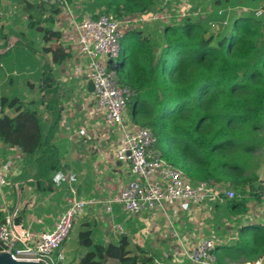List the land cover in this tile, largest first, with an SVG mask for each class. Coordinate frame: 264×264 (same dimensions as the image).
Here are the masks:
<instances>
[{
	"label": "crops",
	"instance_id": "0c3cea01",
	"mask_svg": "<svg viewBox=\"0 0 264 264\" xmlns=\"http://www.w3.org/2000/svg\"><path fill=\"white\" fill-rule=\"evenodd\" d=\"M90 1L70 0L72 15L78 20L91 17L92 13L83 11ZM31 2L44 10L42 19L59 8L56 0ZM168 3L175 6L172 8L179 18H184L192 16L191 8L197 1ZM201 8L196 6L197 10ZM21 12L17 24L16 15ZM232 14L226 16L230 28ZM28 23L29 14L17 0H0V100L19 99L36 110L44 139L49 140L47 154L58 164L52 170L45 161L46 167H42L40 153L25 154L17 146L0 141V170L6 179L0 192L2 206L8 212L16 211L22 225L36 234L51 230L73 199H88L92 202L74 221L77 232L89 227L94 239L104 244L126 235L132 243L153 253L155 264H192L185 249L191 250L205 236L214 239L213 252L219 263H264V191L258 199L253 192L244 206L226 204L234 198L208 200L198 206L184 202L167 214L153 209L129 215L113 201L136 175L129 165L115 158L118 131L108 129L100 117L92 115L93 91H89L88 81L73 72L79 62L74 25L61 10L52 24L58 36H46L45 20L35 28ZM163 24L150 21L134 27H142L152 41L161 43ZM56 48L65 54L59 58L60 53H56L57 61L53 56ZM152 51L157 54L160 48L154 46ZM3 114L13 116L15 110L0 106V116ZM106 264L117 261L108 259Z\"/></svg>",
	"mask_w": 264,
	"mask_h": 264
},
{
	"label": "trees",
	"instance_id": "16d2710c",
	"mask_svg": "<svg viewBox=\"0 0 264 264\" xmlns=\"http://www.w3.org/2000/svg\"><path fill=\"white\" fill-rule=\"evenodd\" d=\"M17 1L29 14L30 27L45 20L46 36L59 35L52 29L59 8L42 19L44 10L38 5L31 0ZM196 1L201 11L209 13L204 16L193 6L192 16L163 24L161 43L152 41L142 27L125 31L117 72L121 83L133 92L129 104L134 123L151 128L164 159L192 182L229 183L235 197L226 204L244 206L253 192L258 199L264 191V181L252 172L246 173L252 153L261 146L260 140H250L248 134L264 128V13L234 12L230 28L229 23H221L225 17L218 16L217 11L254 8L264 0ZM160 2L91 0L83 11L92 13L93 18L106 14L122 19L157 11ZM211 21L218 22L219 28H211ZM154 46L160 48L159 53L152 51ZM56 53H60L59 58L65 57L56 48V61ZM0 106L15 110L13 116H0V141L17 146L25 154L40 153V166L48 161L47 168L56 169L58 163L47 154L49 140L44 139L36 110L8 97L1 98ZM144 118L148 121H139ZM75 242L72 254L65 252L63 244V259L54 264H106L108 259H115L117 264H155V255L126 235L104 244L94 239L89 227H81Z\"/></svg>",
	"mask_w": 264,
	"mask_h": 264
},
{
	"label": "built area",
	"instance_id": "2783aa9c",
	"mask_svg": "<svg viewBox=\"0 0 264 264\" xmlns=\"http://www.w3.org/2000/svg\"><path fill=\"white\" fill-rule=\"evenodd\" d=\"M56 1L61 12L70 17L75 28L79 62L74 65L73 72L94 84L92 115L100 117L108 129L118 131L114 156L129 165L131 172L136 175L113 201L120 203L124 211L132 215L153 209H160L167 214L174 206L184 202L198 206L208 200L234 198L235 192L229 183L218 184L208 180L192 182L182 170L164 159L162 151L156 146L157 138L151 128L132 123L125 116L133 92L129 86L121 83L117 69L109 61H117L119 58L121 38L125 31L150 21L164 24L175 22L180 17L176 9L173 10L175 6L167 8L166 0L157 11L122 19L101 14L96 18L85 17L78 20L72 15L70 0ZM250 11L255 15L264 13V2L254 8L238 6L219 9L217 15L225 17L221 23L226 24L228 13ZM210 26L218 29L219 23L211 21ZM5 185L6 179L0 170V192ZM91 202L88 199H73L51 230L35 234L22 225L16 211L8 212L0 201V212L3 213L0 222V252L8 253L15 260L39 264H54L55 261L62 260L63 244L71 233L74 221ZM106 210H110L109 205ZM116 227L122 231L120 225ZM214 247V239L205 236L191 250L185 249V252L192 264H261L260 260L252 263H219L213 252Z\"/></svg>",
	"mask_w": 264,
	"mask_h": 264
},
{
	"label": "rangeland",
	"instance_id": "374dc122",
	"mask_svg": "<svg viewBox=\"0 0 264 264\" xmlns=\"http://www.w3.org/2000/svg\"><path fill=\"white\" fill-rule=\"evenodd\" d=\"M23 13H19L16 15V22L17 24H19L20 19L22 18ZM231 31V29H230ZM264 34V33H263ZM126 118L132 122V107L131 104L128 103L127 105V111L125 114ZM153 118V117H151ZM139 121H148L147 118H144L143 120H139ZM248 137L250 140L252 139H258L261 142V146H259L253 153H252V158L250 159V163H247V171L246 173H250L252 172L253 175L257 176L258 178L264 179V128L259 131V133L256 134H248ZM78 235L77 232V227L74 224L73 228L71 230L70 235L68 236V238L66 239L65 243H64V247H65V252L72 254V248L76 245L75 242V238Z\"/></svg>",
	"mask_w": 264,
	"mask_h": 264
},
{
	"label": "water",
	"instance_id": "95a60500",
	"mask_svg": "<svg viewBox=\"0 0 264 264\" xmlns=\"http://www.w3.org/2000/svg\"><path fill=\"white\" fill-rule=\"evenodd\" d=\"M115 63L114 67L117 69L118 62L110 60L109 63ZM88 89L89 91L94 90V84L91 80L88 81ZM30 263L26 264H39L38 262L29 261ZM0 264H25V263H19L18 260L13 259L8 253L0 252Z\"/></svg>",
	"mask_w": 264,
	"mask_h": 264
},
{
	"label": "bare ground",
	"instance_id": "6f19581e",
	"mask_svg": "<svg viewBox=\"0 0 264 264\" xmlns=\"http://www.w3.org/2000/svg\"><path fill=\"white\" fill-rule=\"evenodd\" d=\"M18 262H19V263H25V264H26V263H30L29 261H26V260L24 261V260H22V259H19Z\"/></svg>",
	"mask_w": 264,
	"mask_h": 264
}]
</instances>
